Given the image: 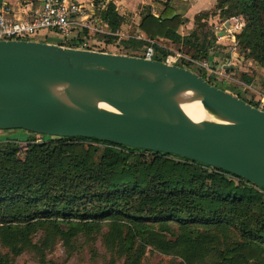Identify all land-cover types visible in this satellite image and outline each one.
<instances>
[{
  "label": "trees",
  "instance_id": "16d2710c",
  "mask_svg": "<svg viewBox=\"0 0 264 264\" xmlns=\"http://www.w3.org/2000/svg\"><path fill=\"white\" fill-rule=\"evenodd\" d=\"M161 1L158 16L145 6L141 31L209 58L205 39L196 30L182 36V14ZM94 5L109 30H119L124 17L114 1ZM213 13L245 16L237 45L264 69V0H218ZM156 48L164 60L168 50ZM38 135L0 140V264L24 252L39 264H59L48 252L58 242L72 252L82 238L101 240L109 253L104 264H142L148 248L179 257L177 264H264L263 186L170 153L83 136L36 141Z\"/></svg>",
  "mask_w": 264,
  "mask_h": 264
},
{
  "label": "water",
  "instance_id": "95a60500",
  "mask_svg": "<svg viewBox=\"0 0 264 264\" xmlns=\"http://www.w3.org/2000/svg\"><path fill=\"white\" fill-rule=\"evenodd\" d=\"M188 90L219 120H193L177 101ZM16 129L170 153L264 187V110L160 59L0 40V130Z\"/></svg>",
  "mask_w": 264,
  "mask_h": 264
},
{
  "label": "built area",
  "instance_id": "2783aa9c",
  "mask_svg": "<svg viewBox=\"0 0 264 264\" xmlns=\"http://www.w3.org/2000/svg\"><path fill=\"white\" fill-rule=\"evenodd\" d=\"M229 22V27L225 23ZM246 25V18L242 14L233 15L215 26V32L219 39H227L231 44L237 46V35ZM107 24L100 18L95 11L82 2L68 0H43L42 6L34 10L31 14L20 15L14 11L6 2L0 5V40L8 39H32L44 31H54L59 36L61 45L67 46V41L72 36L81 33L82 40L78 37L70 43L73 47L88 48L89 38L96 33L111 34L119 37V30L111 32L106 29ZM225 31V33H221ZM92 38V37H91ZM139 39L141 37L138 36ZM145 48L134 55L143 56L148 59H158L161 55L156 46H162L156 39L144 38ZM168 53L164 60L170 64L179 65L195 72L197 69L208 71L211 75H216L224 80L232 77L221 70H214L211 62L206 59L195 58L192 54L186 53L183 49H173L167 47ZM257 107L264 110V95L261 96ZM43 134L36 137V141L44 139Z\"/></svg>",
  "mask_w": 264,
  "mask_h": 264
},
{
  "label": "rangeland",
  "instance_id": "374dc122",
  "mask_svg": "<svg viewBox=\"0 0 264 264\" xmlns=\"http://www.w3.org/2000/svg\"><path fill=\"white\" fill-rule=\"evenodd\" d=\"M135 32L136 31H133L132 33L135 34ZM82 35H84V33L80 34V40H82ZM91 37L87 42L89 45V49L98 51H109L134 55V52H140L146 46L145 43L138 44L135 47H124L122 41H120L119 39H115L111 43H107L105 41L106 37H104L103 33H96ZM73 39V37L70 38L66 44L73 41ZM224 42L225 43L221 44L219 42H214V49L216 50V52L221 54V58L218 63L211 62V67L214 70L219 69L221 71H224V73L232 78L229 80H224L217 77L216 75H209L210 73L208 71L200 69H197V71H199L198 73L203 75L211 83L224 88L225 90L236 95H240L248 101H251L253 103L260 102L261 96L264 95L263 67L253 58L248 57L247 51L240 48L239 45L234 46L227 39H225ZM177 48L179 49V47L177 46L173 49ZM183 50L185 51L186 49ZM188 54L190 53L188 52ZM197 58L203 59L204 57ZM228 66H238V68L235 69ZM28 135L29 131L24 129L8 131L0 130V140H5L7 139V137H11L14 139L22 140L24 142ZM46 137L49 136L47 135ZM39 236L40 234L35 235L36 241L39 239ZM48 257L55 260L59 264H104L109 257V253L102 245L100 239L85 244L84 239L82 238L75 244V248L72 249V252H69L62 242H58L54 246V248L48 252ZM180 260L181 259L177 256L166 255L148 248L142 264H177ZM122 262L123 259H120L117 264H122ZM14 264L39 263L33 253L24 252L16 258ZM204 264H212V261L208 259Z\"/></svg>",
  "mask_w": 264,
  "mask_h": 264
},
{
  "label": "crops",
  "instance_id": "0c3cea01",
  "mask_svg": "<svg viewBox=\"0 0 264 264\" xmlns=\"http://www.w3.org/2000/svg\"><path fill=\"white\" fill-rule=\"evenodd\" d=\"M68 1H77L82 2L88 5L91 8V12L95 11L94 0H68ZM117 6L118 11L124 17V21L119 28V37L116 36L115 39L120 41L127 40L129 38H135L138 41H144V38L147 35L141 31L140 23L142 20L143 12L145 6L152 5L155 15H160L161 9L163 8L162 1L160 0H112ZM6 2L11 6L14 11L20 15L31 14L34 10L41 8L43 0H0V5ZM218 0H171L172 6L175 7L176 13L182 14V24L179 28V32L182 36H188L195 30L198 32V36L204 38L206 41L207 50L210 53V57H204L210 62L218 63L221 58V54L216 52L214 49V42L225 43V39H219L218 33L215 32V26L219 25L223 20L220 18L219 14L213 13L216 8ZM135 25V26H134ZM107 30L109 27L107 25ZM132 29V30H131ZM135 29V30H134ZM136 31L135 34L132 32ZM205 34V36H204ZM141 37V39L138 38ZM74 39L80 37L79 34L72 36ZM33 39L46 41L51 43H58L59 36L54 31H44L39 33ZM114 39V40H115ZM113 40V41H114ZM106 41V40H105ZM162 46L161 48L167 50V47L179 49H186V53L193 54L194 49H190L188 46H185L183 43H174L167 38H158L156 39ZM107 42V41H106ZM112 42V41H111ZM107 42V43H111ZM217 43V44H219ZM141 44V43H140ZM142 44H145L142 43ZM72 45L68 43L67 46ZM176 45V46H175ZM179 45V46H178ZM175 46V47H174ZM178 49V48H177ZM218 53V54H217ZM228 62V58H227ZM231 68H238V66H228ZM212 75V74H211Z\"/></svg>",
  "mask_w": 264,
  "mask_h": 264
},
{
  "label": "bare ground",
  "instance_id": "6f19581e",
  "mask_svg": "<svg viewBox=\"0 0 264 264\" xmlns=\"http://www.w3.org/2000/svg\"><path fill=\"white\" fill-rule=\"evenodd\" d=\"M63 85L55 86V91L65 98L63 92ZM177 101L183 108V110L195 121H216L219 120L217 116L208 111L201 102V97L194 91L188 90L177 96ZM101 107H108L103 103H99Z\"/></svg>",
  "mask_w": 264,
  "mask_h": 264
}]
</instances>
